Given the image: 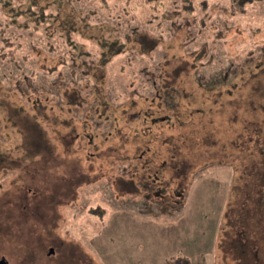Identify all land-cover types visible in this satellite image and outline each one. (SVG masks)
<instances>
[{"label": "rangeland", "instance_id": "rangeland-1", "mask_svg": "<svg viewBox=\"0 0 264 264\" xmlns=\"http://www.w3.org/2000/svg\"><path fill=\"white\" fill-rule=\"evenodd\" d=\"M244 1L0 0V259L264 264Z\"/></svg>", "mask_w": 264, "mask_h": 264}, {"label": "trees", "instance_id": "trees-1", "mask_svg": "<svg viewBox=\"0 0 264 264\" xmlns=\"http://www.w3.org/2000/svg\"><path fill=\"white\" fill-rule=\"evenodd\" d=\"M240 1V0H239ZM249 0H245L244 2H241L239 5L240 6H242V5H244L246 2H248ZM122 51H124V49H121L119 52H122ZM262 107H260V109L259 110H257L256 112H260L261 113V115H262V117L260 118V119H257V120H255V125L256 126H251V127H258L260 130H262V129H264V97H263V100H262V105H261ZM254 110V109H253ZM236 115V114H235ZM235 115L233 116V120H235V118L237 117V119H238V116L239 115H241V113H240V110H239V112L237 113V116L235 117ZM261 134V136H262V139L264 140V132H262V133H260ZM258 137V136H257ZM259 138H257V140H258ZM253 141H254V143H256V141H255V139H254V136L251 138V142L253 143ZM253 158H256L255 159V161H254V164L259 168V169H261V170H256V171H254L255 173H258L259 174V176L261 175L262 177H261V179L264 181V175H262V174H264V154H254L253 156H252ZM260 162V163H259ZM253 170H255V169H253V166H250V169H247V172H251V171H253ZM262 199V198H261ZM259 202H261L260 201V199L258 200ZM257 257V256H256ZM259 259V258H258Z\"/></svg>", "mask_w": 264, "mask_h": 264}, {"label": "water", "instance_id": "water-1", "mask_svg": "<svg viewBox=\"0 0 264 264\" xmlns=\"http://www.w3.org/2000/svg\"><path fill=\"white\" fill-rule=\"evenodd\" d=\"M54 250L51 248L49 254H53ZM0 264H9L8 261L5 258L0 259Z\"/></svg>", "mask_w": 264, "mask_h": 264}]
</instances>
